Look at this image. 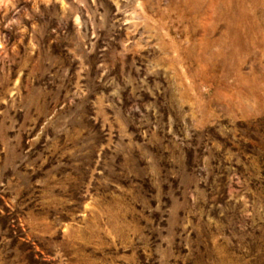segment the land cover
<instances>
[{
  "label": "rangeland",
  "instance_id": "1",
  "mask_svg": "<svg viewBox=\"0 0 264 264\" xmlns=\"http://www.w3.org/2000/svg\"><path fill=\"white\" fill-rule=\"evenodd\" d=\"M0 264H264V0H0Z\"/></svg>",
  "mask_w": 264,
  "mask_h": 264
}]
</instances>
